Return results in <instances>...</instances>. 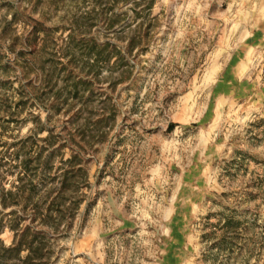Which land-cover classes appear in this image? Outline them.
<instances>
[{"label":"rangeland","instance_id":"1","mask_svg":"<svg viewBox=\"0 0 264 264\" xmlns=\"http://www.w3.org/2000/svg\"><path fill=\"white\" fill-rule=\"evenodd\" d=\"M0 264H264V0H0Z\"/></svg>","mask_w":264,"mask_h":264},{"label":"trees","instance_id":"2","mask_svg":"<svg viewBox=\"0 0 264 264\" xmlns=\"http://www.w3.org/2000/svg\"><path fill=\"white\" fill-rule=\"evenodd\" d=\"M26 232H27V231H25L23 234L26 235V234H27ZM46 259H48V258H46Z\"/></svg>","mask_w":264,"mask_h":264}]
</instances>
